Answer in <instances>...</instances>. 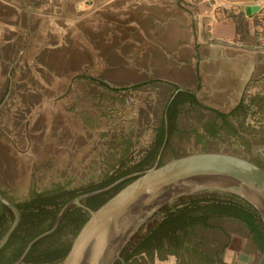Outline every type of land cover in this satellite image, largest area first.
<instances>
[{
  "label": "rangeland",
  "instance_id": "374dc122",
  "mask_svg": "<svg viewBox=\"0 0 264 264\" xmlns=\"http://www.w3.org/2000/svg\"><path fill=\"white\" fill-rule=\"evenodd\" d=\"M209 3L0 0V191L17 202L57 185L98 182L127 144L146 145L175 88L193 91L202 85L198 102L223 114L242 100L264 98V34L239 42L241 48L216 45L218 36L236 44L224 35L234 27L227 14L241 11L211 12ZM262 14L264 7L249 20L244 17L250 33ZM234 63L236 68L246 64L242 77L234 76ZM219 67H226L230 78L218 75ZM262 106L231 116L235 135L223 128L208 145L210 152L249 159L248 148L264 136ZM212 119L207 110L181 113L182 133L172 135V147L182 146L188 155L205 152L204 123ZM197 135L203 136L199 143ZM220 225L226 233L210 231L199 247L207 257L218 252L205 262L228 264L246 254L256 255V264L260 253L245 230ZM191 255L167 253L148 264H196Z\"/></svg>",
  "mask_w": 264,
  "mask_h": 264
},
{
  "label": "trees",
  "instance_id": "16d2710c",
  "mask_svg": "<svg viewBox=\"0 0 264 264\" xmlns=\"http://www.w3.org/2000/svg\"><path fill=\"white\" fill-rule=\"evenodd\" d=\"M227 17L234 24L237 42L246 43L250 36L258 38L261 33L264 34V14L256 18L257 22H253L254 29L251 33L249 26L246 27L241 12L227 14ZM256 27H260L262 32H258ZM98 83L102 88L110 91H120L110 88L101 81ZM246 101L244 103L242 100L230 114H223L203 107L192 91L175 88L163 108L159 124L149 129L150 137L146 145L135 149L130 143L127 144L123 150L124 154L117 163L109 166L98 182L93 181L77 187H69L67 184L57 185L51 190L34 192L28 198L17 202L9 199L6 193L0 192L3 197L15 204L20 215L17 227L5 246L0 249V264H13L17 261L26 246L39 235L49 231L62 212L53 232L33 244L18 264L60 262L67 254L73 238L89 217V213L84 208L91 211L98 209L135 179L129 177L150 169L156 162L160 166L167 161V157L176 159L188 155L183 152L182 146L172 147V135L182 133L178 130V116L181 113L198 109L207 110L212 113L214 119L220 120L221 126H217L214 119L205 120L204 123L207 137L202 143L204 151L210 152L208 145L212 144L211 140L221 136L223 128L229 132L228 135H235V129L230 123L231 116L251 113V108L264 105V98L252 97ZM199 118L203 120L202 113ZM202 138L203 136L197 135V143L201 142ZM126 178L129 179L121 181ZM99 191L102 192L97 193ZM77 198H81L78 201L80 206L70 204ZM66 205L68 206L63 210ZM11 222L12 217L7 216L6 209L0 204V239ZM224 223L241 226L247 233L246 238L251 247L259 253L262 252L264 234L256 211L234 195L206 192L182 198L170 207L160 210L133 236L114 264H148L154 256L161 259L167 253L178 254L182 251L191 253L192 260L197 259L196 262L199 264H204V259L211 262L212 257L218 255V252L215 251L211 257H207L206 253L199 251V247L206 245L205 237L210 231L226 233L220 225ZM223 245L222 248H225L226 244Z\"/></svg>",
  "mask_w": 264,
  "mask_h": 264
},
{
  "label": "water",
  "instance_id": "95a60500",
  "mask_svg": "<svg viewBox=\"0 0 264 264\" xmlns=\"http://www.w3.org/2000/svg\"><path fill=\"white\" fill-rule=\"evenodd\" d=\"M241 9L247 17H252L260 7L257 4ZM129 178L135 179L98 209L91 211L83 207L89 217L73 238L67 254L56 264H114L133 236L160 210L182 198L206 192L234 195L248 203L258 214L264 234V169L248 159L224 152L200 151L170 159L160 166L156 163ZM81 198L70 204L80 206ZM0 204L13 216L0 239L2 249L17 227L20 215L16 206L1 193ZM61 214L53 227L33 239L13 264L20 263L33 244L53 232ZM252 260L239 254L236 264H251ZM256 264H264V244Z\"/></svg>",
  "mask_w": 264,
  "mask_h": 264
},
{
  "label": "crops",
  "instance_id": "0c3cea01",
  "mask_svg": "<svg viewBox=\"0 0 264 264\" xmlns=\"http://www.w3.org/2000/svg\"><path fill=\"white\" fill-rule=\"evenodd\" d=\"M181 1H195V0H181ZM202 1V0H201ZM204 1H206V2H212L213 4H211V3H209L210 4V6H211V9H210V11L211 12H218V10H219V8L220 7H223L225 10H227V8L228 9H234V8H237V9H239L241 12H244L242 9H241V7H245V6H252V5H259V7H260V10H259V12H261L262 10H263V7H264V3L263 2H259L258 0H204ZM246 19H250L251 17H247V16H244ZM229 20V19H228ZM231 22V21H230ZM228 25H230L229 23H228ZM232 26H233V24H232ZM218 27V28H217ZM216 31L218 32V33H220V34H222V32L224 31H222V29H220L219 28V26H216ZM226 37H230L231 39H232V41L234 40V38H235V32H234V27H231V26H229V30L227 31V34H224ZM214 42H215V44L216 45H218V46H220V45H227V46H230V47H239V48H241V47H244V46H239V45H241V44H239V42H237V41H235L236 42V44L235 43H233V42H231V41H225L224 39H222L221 37H217V38H215V40H214ZM217 46V47H218ZM224 60H226V58H224ZM222 63V62H221ZM233 65H235V68H232V71H233V73H234V76L235 77H237V76H240V77H242L243 75H244V73H245V71L244 70H242L241 68H245V65L246 64H243L242 63V65H244V66H242V65H240V67H238V68H236V63H234ZM216 70H218V75H224V77H229V73H228V69L226 68V67H224V68H220L219 67V69H216ZM237 70L239 71V72H237ZM230 78V77H229ZM212 80V79H211ZM227 80V79H226ZM213 81H215V82H217V81H219V83H222V79H219V80H217L216 78H213ZM212 82V81H211ZM211 82L208 84V86L211 84ZM235 82V81H234ZM234 82H232V85L234 84ZM220 86V85H219ZM218 86V87H219ZM201 87H202V85H201ZM200 86H196V88L194 89L195 91L196 90H198V89H200L201 88ZM221 87V86H220ZM213 88H216V86L215 85H213ZM224 95H229V94H222V96H224ZM225 97V96H224ZM218 111V110H217ZM220 112V111H219ZM244 255H246V254H244ZM239 256V255H238ZM246 256H249V257H251L252 259H255V256L256 255H246ZM259 256V255H258ZM257 257V256H256ZM228 264H236V263H238V258L236 257V259H235V262H227Z\"/></svg>",
  "mask_w": 264,
  "mask_h": 264
},
{
  "label": "flooded vegetation",
  "instance_id": "af4514ba",
  "mask_svg": "<svg viewBox=\"0 0 264 264\" xmlns=\"http://www.w3.org/2000/svg\"><path fill=\"white\" fill-rule=\"evenodd\" d=\"M192 92L196 94L195 90H193ZM263 131L264 130H262V132ZM249 142H251V141L249 140ZM256 142H260V144L259 145L258 144L250 145V147L247 150L248 156H246V158H249L248 160H251L252 162H254L255 164L259 165L260 167H262L264 169V153H263L264 152V136L260 140H256ZM166 160H169V159L166 158ZM0 192H3V191H0ZM6 211H7V216L9 218L12 217V220H13L12 213L7 209H6ZM253 261H254V259L252 260V263H253Z\"/></svg>",
  "mask_w": 264,
  "mask_h": 264
}]
</instances>
